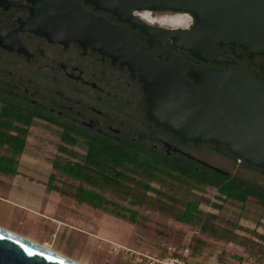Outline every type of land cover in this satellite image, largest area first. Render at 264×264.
<instances>
[{
    "label": "water",
    "instance_id": "95a60500",
    "mask_svg": "<svg viewBox=\"0 0 264 264\" xmlns=\"http://www.w3.org/2000/svg\"><path fill=\"white\" fill-rule=\"evenodd\" d=\"M82 2L139 27L149 46ZM20 0H0L9 7ZM29 14L0 34V46L24 51L20 31L67 46L77 41L128 67L143 83L147 117L180 139L224 144L238 160L264 170V81L243 66L199 64L228 58L219 46L264 56V0H27ZM189 12V28L156 27L134 10ZM171 45L188 54L173 51ZM241 54V56L243 55ZM195 59V60H194ZM264 67V65H263ZM202 163L228 173L204 160ZM0 264H75L0 229Z\"/></svg>",
    "mask_w": 264,
    "mask_h": 264
},
{
    "label": "rangeland",
    "instance_id": "374dc122",
    "mask_svg": "<svg viewBox=\"0 0 264 264\" xmlns=\"http://www.w3.org/2000/svg\"><path fill=\"white\" fill-rule=\"evenodd\" d=\"M162 14L168 12L159 13ZM28 128L26 148L18 157L19 175L36 178L43 174L46 178L48 173L55 172V183L66 193L50 196V217L0 199L2 227L29 236L81 264H147L126 248L152 253L168 246L187 245L200 264H264L261 206L253 203L242 206L238 200L224 199L215 187L185 181L175 171L173 175L166 174L161 182L152 181L157 189H149L144 201L138 202L144 187L136 181H148L147 177L129 170L135 179L124 180L122 187L93 186L52 165L54 159L83 162L87 152L84 138L78 136L77 142L70 144L61 138L62 125L40 117L34 118ZM61 145L66 149H61ZM187 150L230 172L264 182V171L216 152L209 142L190 144ZM80 184L102 192L117 205L109 203L108 209H104L77 201L71 193ZM189 200L198 202L202 212H196L194 221L185 222L176 214L185 209ZM46 201L45 198L40 210L45 209ZM111 208L127 215L130 209H137L139 215L133 221L128 216L120 217ZM40 221H45V226Z\"/></svg>",
    "mask_w": 264,
    "mask_h": 264
},
{
    "label": "flooded vegetation",
    "instance_id": "af4514ba",
    "mask_svg": "<svg viewBox=\"0 0 264 264\" xmlns=\"http://www.w3.org/2000/svg\"><path fill=\"white\" fill-rule=\"evenodd\" d=\"M20 1V4L10 5L7 8L0 5V34H6L17 28L20 25L18 19L29 14L27 0ZM82 4L93 14L103 16L127 29L139 40L144 41L145 46H149L148 36L139 27L119 20L109 11L96 9L90 3L82 2ZM151 11L155 14L181 12L165 9H151ZM133 14L140 17L135 10ZM191 16L189 26L168 27L189 28L194 23V17L192 14ZM153 25L166 27L155 23ZM19 37L24 45V51L9 50L0 46V100L14 98L31 104L45 116L49 114L57 116L62 126L65 124L75 126L82 134L99 133L117 141L131 138L138 144L151 145L154 151L163 157L184 163L186 159H190L197 165L214 169L198 160L200 159L218 166L187 150L190 144L199 145L208 142L213 145L216 152H223L236 158L222 143L183 140L149 120L143 83L139 78L131 77L127 66L119 62L113 63L112 59L97 50H85L77 41L65 46L50 42L46 37L26 30L20 31ZM171 42V39H167L165 45L173 51L188 56L187 53L172 46ZM219 51L228 60L222 62L194 60L205 66L219 68L243 66L264 81L263 55L243 54L240 47H233L231 44L220 45ZM36 117L46 119V117ZM253 167L264 171L259 167Z\"/></svg>",
    "mask_w": 264,
    "mask_h": 264
},
{
    "label": "trees",
    "instance_id": "16d2710c",
    "mask_svg": "<svg viewBox=\"0 0 264 264\" xmlns=\"http://www.w3.org/2000/svg\"><path fill=\"white\" fill-rule=\"evenodd\" d=\"M36 116L46 117V119L62 125L57 116L51 114L45 116L31 104L14 98H1L0 171L8 174L18 172V157L26 148L28 127ZM78 136L84 137L87 141L85 160L83 162L75 160L60 162V160L54 159L52 165L55 169L74 178L83 179L93 186L114 185L122 187L124 180L135 179L129 174V170L139 173L148 178V181H136L144 187L143 194L138 196L136 200L139 202L144 201L149 189H157L151 184L152 181L161 182L166 174L173 175L172 171H175L185 181L215 187L224 199L238 200L242 206L253 203L261 206L264 210V182H258L230 171L225 174L204 165H197L190 159H186L184 163L176 159L166 158L155 152L151 145L138 144L136 140L131 138L117 141L99 133L82 134L73 125L65 124L63 126L61 138L64 141L75 144ZM60 148L66 149L64 145H61ZM54 179H56V173L51 172L48 180L49 189L66 193V190L57 185ZM71 194L77 201L88 202L94 207L108 209L109 203L117 205L115 201L107 198L102 192L81 184ZM111 211L120 217L128 216L133 221L139 215L137 209H130L129 215L116 208H111ZM196 212H202L198 202L189 200L186 202L185 209L176 216L185 222H192Z\"/></svg>",
    "mask_w": 264,
    "mask_h": 264
},
{
    "label": "crops",
    "instance_id": "0c3cea01",
    "mask_svg": "<svg viewBox=\"0 0 264 264\" xmlns=\"http://www.w3.org/2000/svg\"><path fill=\"white\" fill-rule=\"evenodd\" d=\"M19 169L20 168L18 167V170ZM19 174L20 173L18 172L16 174H8L0 171V191H1L0 199L13 204H18L21 207H28L30 209L35 210L36 212H40L41 214L50 217V211H49L50 196L53 194L62 196V193H60L59 191L49 189L48 180L50 173H48L45 176L46 178H44L43 174L36 178H33L32 176L21 177ZM1 179H4V181H1ZM5 180L7 181L5 182ZM45 198L47 199L45 209L40 210L39 206L41 207L44 206L43 202ZM44 222L45 221H40V223H43L45 226Z\"/></svg>",
    "mask_w": 264,
    "mask_h": 264
},
{
    "label": "built area",
    "instance_id": "2783aa9c",
    "mask_svg": "<svg viewBox=\"0 0 264 264\" xmlns=\"http://www.w3.org/2000/svg\"><path fill=\"white\" fill-rule=\"evenodd\" d=\"M144 10V9H143ZM143 10H135L139 15ZM190 20L192 16L189 12ZM141 17V16H140ZM189 20V23H190ZM188 23L187 26L190 24ZM130 251V254H137L138 260L145 262L147 264H200L195 259H193L192 250L189 245L183 247L168 246L165 250L161 252H144L136 251L130 247L126 248Z\"/></svg>",
    "mask_w": 264,
    "mask_h": 264
},
{
    "label": "bare ground",
    "instance_id": "6f19581e",
    "mask_svg": "<svg viewBox=\"0 0 264 264\" xmlns=\"http://www.w3.org/2000/svg\"><path fill=\"white\" fill-rule=\"evenodd\" d=\"M140 16L146 20H148L149 22L151 23H155V25L157 24H161V25H166V26H187L188 23H189V20H190V15L186 12H177V13H168V14H162V15H159V14H155L153 13L151 10L149 9H144L141 13H140ZM0 229L9 233V234H12L18 238H21L23 240H26L28 242H30L31 244H34L48 252H51L59 257H62V258H65L75 264H81L79 263L78 261L68 257V256H65L59 252H57L56 250L54 249H51V248H48L46 246H43L21 234H18L14 231H11L9 229H6L2 226H0Z\"/></svg>",
    "mask_w": 264,
    "mask_h": 264
}]
</instances>
